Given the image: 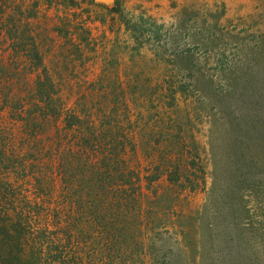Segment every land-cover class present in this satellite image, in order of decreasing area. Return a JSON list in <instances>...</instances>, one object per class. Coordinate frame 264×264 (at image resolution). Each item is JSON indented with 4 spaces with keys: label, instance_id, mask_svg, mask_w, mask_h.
Returning <instances> with one entry per match:
<instances>
[{
    "label": "rangeland",
    "instance_id": "obj_1",
    "mask_svg": "<svg viewBox=\"0 0 264 264\" xmlns=\"http://www.w3.org/2000/svg\"><path fill=\"white\" fill-rule=\"evenodd\" d=\"M245 2L0 0L7 28L22 8L43 29L45 62L72 99L126 94L113 125L137 143L128 155L142 167L137 198L92 189L83 159L69 202L58 174L47 200L82 217L93 264H264V0ZM14 54L6 33L0 89L5 65L19 73Z\"/></svg>",
    "mask_w": 264,
    "mask_h": 264
},
{
    "label": "trees",
    "instance_id": "obj_2",
    "mask_svg": "<svg viewBox=\"0 0 264 264\" xmlns=\"http://www.w3.org/2000/svg\"><path fill=\"white\" fill-rule=\"evenodd\" d=\"M5 20L0 10V66L7 33L19 73L11 76L5 65L0 89V264H93L84 251L82 217L67 213L65 198L83 159L91 167L92 189H99L98 182L108 195L119 191V200L127 193L128 198H137L142 167L128 159L129 148L138 151L137 143H131L127 134L118 138L113 125L128 103L126 94L96 88L72 99L74 91L49 71L38 38L45 32L34 24L33 16L18 8L10 15V28ZM87 83L100 85L101 81ZM63 146L68 147L65 155ZM42 166H55V171L43 172ZM57 174L62 187L58 194L66 202L54 204L47 200L56 193ZM110 222L105 219L103 225ZM112 232L107 227L104 235L110 238Z\"/></svg>",
    "mask_w": 264,
    "mask_h": 264
},
{
    "label": "crops",
    "instance_id": "obj_3",
    "mask_svg": "<svg viewBox=\"0 0 264 264\" xmlns=\"http://www.w3.org/2000/svg\"><path fill=\"white\" fill-rule=\"evenodd\" d=\"M245 1H247V0H244V3H246Z\"/></svg>",
    "mask_w": 264,
    "mask_h": 264
},
{
    "label": "water",
    "instance_id": "obj_4",
    "mask_svg": "<svg viewBox=\"0 0 264 264\" xmlns=\"http://www.w3.org/2000/svg\"><path fill=\"white\" fill-rule=\"evenodd\" d=\"M104 1H108V0H104Z\"/></svg>",
    "mask_w": 264,
    "mask_h": 264
}]
</instances>
